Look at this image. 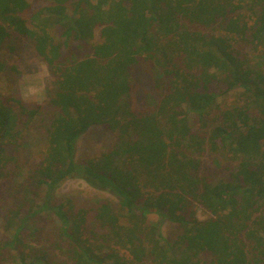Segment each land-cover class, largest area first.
Returning a JSON list of instances; mask_svg holds the SVG:
<instances>
[{
	"label": "trees",
	"instance_id": "16d2710c",
	"mask_svg": "<svg viewBox=\"0 0 264 264\" xmlns=\"http://www.w3.org/2000/svg\"><path fill=\"white\" fill-rule=\"evenodd\" d=\"M44 3L25 18L27 0H0V51H13V36L27 40L52 78L40 160L20 203L0 218V264H264V73L241 52L264 57V0ZM151 60L167 85L153 111H135L131 71ZM230 91L239 103L220 110L217 97ZM20 100L0 101V162L12 160L4 145L20 146L19 115L40 109ZM93 126L116 142L76 163V142ZM205 151L228 160L227 179L213 183L215 174L200 167ZM74 175L109 189L117 203L86 209L58 200L57 188ZM192 204L208 218L196 219ZM150 213L176 224L172 242L147 221ZM33 218L38 235L50 220L56 240L31 245Z\"/></svg>",
	"mask_w": 264,
	"mask_h": 264
},
{
	"label": "rangeland",
	"instance_id": "374dc122",
	"mask_svg": "<svg viewBox=\"0 0 264 264\" xmlns=\"http://www.w3.org/2000/svg\"><path fill=\"white\" fill-rule=\"evenodd\" d=\"M30 7L24 14L25 18H29L36 10L45 5L44 0H27ZM203 30L206 33H213L211 30H205L202 27H193L190 29ZM96 33L97 41L98 31ZM7 44L13 46V51L4 47L0 51V63L5 66L0 70V101L6 104V97L21 99L27 109H35L39 107L37 114L26 116L20 114L23 119L21 127V139H18L20 146L14 147L4 145L5 154H11L12 160L0 162V218L9 207L17 206L22 200L23 188L25 180L30 171L34 170L40 160L41 150L43 148L42 141L46 139L45 127L51 121V108L49 104L48 93L52 91V78L49 72L35 53L30 42L23 38L15 39L11 37ZM243 57L250 66L261 69L264 73V57H258L249 47L241 50ZM84 54H81L83 56ZM11 67L15 69L11 70ZM140 71L135 73L131 71V89L129 93L130 106L135 111H153V107L158 102V97L164 92L167 85V78L162 71L160 65L155 60L151 62L144 61ZM135 73V74H134ZM237 91H230L217 97V105L220 110L229 108L232 104H238L239 97ZM14 105H12L13 108ZM14 109V108H13ZM19 112L17 108L14 110ZM219 111L215 110L217 114ZM194 117L189 115L190 120ZM192 128L196 129L195 120L191 121ZM116 142V134L105 130L102 126H93L78 138L75 151L74 161L83 163L86 159L99 155L102 152L109 151ZM42 146V147H41ZM201 168L206 167L209 172L215 174L213 183H217L227 179L226 173L222 172L228 160H223L217 154L210 151L203 152L199 158ZM80 175V174H79ZM79 175L66 178L55 192L58 200L71 198L73 203L78 206L92 209L94 204L100 200H107L113 204L117 203L116 196L107 188H93L84 178ZM194 217L200 221L208 218V214L198 207L196 204L190 206ZM91 215V212L90 214ZM43 216H39L42 218ZM147 221L155 224L158 234L168 241L172 242L176 237V224L167 219L162 218L158 213H150L147 215ZM42 223V222H41ZM48 224L44 232L38 235L40 230V222H35L34 218L28 222V233L37 228V239L31 236L30 244L36 248L41 245H48L56 240V236L51 234L53 223L47 221ZM1 227V226H0ZM92 229V227H90ZM0 239H4V234L0 230ZM57 251H55L56 255Z\"/></svg>",
	"mask_w": 264,
	"mask_h": 264
}]
</instances>
